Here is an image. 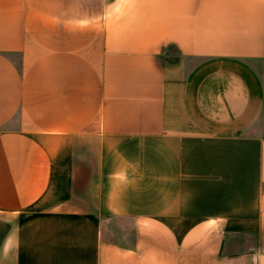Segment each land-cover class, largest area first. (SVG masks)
Segmentation results:
<instances>
[{"label":"crops","instance_id":"crops-1","mask_svg":"<svg viewBox=\"0 0 264 264\" xmlns=\"http://www.w3.org/2000/svg\"><path fill=\"white\" fill-rule=\"evenodd\" d=\"M0 264H264V0H0Z\"/></svg>","mask_w":264,"mask_h":264}]
</instances>
